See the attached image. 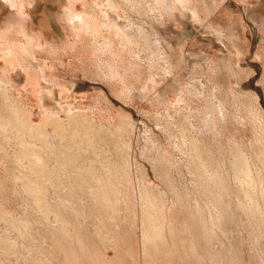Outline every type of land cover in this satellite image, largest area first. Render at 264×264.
Masks as SVG:
<instances>
[{
  "label": "rangeland",
  "instance_id": "obj_1",
  "mask_svg": "<svg viewBox=\"0 0 264 264\" xmlns=\"http://www.w3.org/2000/svg\"><path fill=\"white\" fill-rule=\"evenodd\" d=\"M160 1L0 0V264H264V0Z\"/></svg>",
  "mask_w": 264,
  "mask_h": 264
},
{
  "label": "bare ground",
  "instance_id": "obj_2",
  "mask_svg": "<svg viewBox=\"0 0 264 264\" xmlns=\"http://www.w3.org/2000/svg\"><path fill=\"white\" fill-rule=\"evenodd\" d=\"M159 5H161L162 7H164L166 10L167 9H172V8H174L175 7V5H178V0H161L160 1V4ZM119 19V18H118ZM126 21V20H125ZM129 35H132L131 34V32H126V35H125V39L126 40H128V38H129ZM134 35V34H133ZM0 82H1V80H0ZM179 87H178V82L177 81H173V82H171L169 85L167 84V86H165L162 90L163 91H168V90H176V89H178ZM179 90V89H178ZM28 144V143H27ZM30 144V143H29ZM29 146V145H28ZM32 146V145H31ZM25 150H26V148H25ZM35 150V149H34ZM66 153H68V154H65V155H67V156H69V158L68 159H70L71 157H72V155H70L71 153H70V151H67V150H64ZM25 157V156H24ZM244 158H242V155L241 154H236V156H235V161H234V164H233V167L235 168V171H236V173H237V175H240L241 174V172L243 171L244 172V177H248L249 176V172H248V170H247V162H246V159H244ZM32 160V159H31ZM67 163H68V161H67ZM67 163H65L66 165H67ZM65 164H63V165H65ZM32 165V164H31ZM34 165V164H33ZM65 165V166H66ZM69 165V164H68ZM36 167V166H35ZM39 167V166H38ZM67 167V166H66ZM30 169V168H29ZM33 170H34V168H32ZM44 171V170H43ZM34 172H37V168H36V171H34ZM38 172H39V170H38ZM41 172V171H40ZM44 174V173H43ZM28 175V174H27ZM37 175H39V174H37ZM41 175V174H40ZM30 176V175H29ZM27 178V177H26ZM29 178V177H28ZM30 179V178H29ZM247 179V178H246ZM26 182V181H25ZM27 182H28V180H27ZM29 184L30 185H32L33 186V182H29ZM37 184V183H36ZM29 185V186H30ZM26 186V185H25ZM38 186V185H37ZM41 186V185H40ZM28 187V186H27ZM40 188V187H39ZM26 190V189H25ZM38 192V191H37ZM43 193V192H42ZM26 194V193H25ZM33 194V193H32ZM31 194V195H32ZM41 194V193H40ZM30 195V196H31ZM37 195V194H36ZM42 195V194H41ZM40 195V196H41ZM39 196V195H38ZM38 196H37V198H38ZM43 196V195H42ZM33 197V196H32ZM35 197V196H34ZM46 198V197H45ZM48 200V199H47ZM38 202H40V200L38 201ZM44 203V202H43ZM40 204L42 205V202H40ZM50 205V204H49ZM44 205H42V207H43ZM54 206V205H53ZM45 208H46V206H45ZM48 211H50L49 213H48V215L47 216H52V214L53 213H55V211H56V208L55 207H52L50 210H48ZM56 213H57V211H56ZM56 215H58V214H56ZM56 215H55V218H57L56 217ZM48 218V217H47ZM64 219H62V221H63Z\"/></svg>",
  "mask_w": 264,
  "mask_h": 264
}]
</instances>
